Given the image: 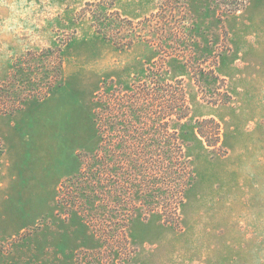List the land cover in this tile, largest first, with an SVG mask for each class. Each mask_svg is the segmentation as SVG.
<instances>
[{
  "label": "rangeland",
  "instance_id": "374dc122",
  "mask_svg": "<svg viewBox=\"0 0 264 264\" xmlns=\"http://www.w3.org/2000/svg\"><path fill=\"white\" fill-rule=\"evenodd\" d=\"M105 1L0 0V264H264V0L170 5L191 35L163 73L186 93L188 116L170 133L193 182L154 211L134 203L128 223L87 213L66 183L100 142L96 100L131 89L163 55L145 38L119 50L99 36L90 11ZM163 1L114 0L109 11L136 23ZM49 48L61 51L58 76L48 57L31 73L35 90L14 81L17 60L33 65ZM208 119L220 128L212 148L197 134L202 122L214 135Z\"/></svg>",
  "mask_w": 264,
  "mask_h": 264
},
{
  "label": "trees",
  "instance_id": "16d2710c",
  "mask_svg": "<svg viewBox=\"0 0 264 264\" xmlns=\"http://www.w3.org/2000/svg\"><path fill=\"white\" fill-rule=\"evenodd\" d=\"M113 1L106 0L91 9L95 32L119 50H128L137 39L145 38V42L163 52L158 58L161 63H153L155 67L147 68L143 80L133 83L125 93L116 89L104 91L102 99L96 100L93 113L100 142L96 151L86 153V170H79L66 183L68 188L71 187V200L80 201L87 213L95 214V217L101 215L111 222L123 217L122 222L128 223L137 213L138 207L133 210L134 203L154 211L162 200L167 198L172 202L176 199L173 190L177 185L186 182L185 185L189 187L193 182L189 160L184 155L178 136L170 133L173 131L170 128L173 120H184L188 116L186 93L181 82H171L163 73L168 58H183L172 52L180 45L188 46L187 38L191 35L190 32L186 33L184 25L176 26L179 20L177 22L175 19L174 24L171 22L174 14L170 5L178 3L179 6V0L161 2L155 13L136 23L122 17L117 11H109L113 8ZM219 1L225 4L226 10H231L229 0ZM181 19L185 22V17L181 16ZM139 27L141 33L136 31ZM146 33L148 35L144 37ZM48 57H56L57 66L53 75L58 76L61 51L49 48L31 53L33 65L23 66L17 60L12 74L14 81L19 77L25 88L35 90L37 84L31 85L34 82L27 85L31 73L42 69L41 63H45ZM58 85L60 79L49 89ZM205 122L213 126L214 135H207L199 127L202 122H196L197 134L208 148H212L219 143L220 128L213 119ZM212 136L214 142L210 141ZM99 199L101 202L97 203ZM121 213L124 215L115 219Z\"/></svg>",
  "mask_w": 264,
  "mask_h": 264
}]
</instances>
